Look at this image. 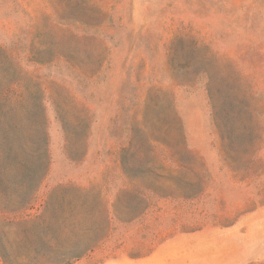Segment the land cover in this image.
Here are the masks:
<instances>
[{"label": "rangeland", "instance_id": "obj_1", "mask_svg": "<svg viewBox=\"0 0 264 264\" xmlns=\"http://www.w3.org/2000/svg\"><path fill=\"white\" fill-rule=\"evenodd\" d=\"M0 75V264H264V0H0Z\"/></svg>", "mask_w": 264, "mask_h": 264}, {"label": "trees", "instance_id": "obj_2", "mask_svg": "<svg viewBox=\"0 0 264 264\" xmlns=\"http://www.w3.org/2000/svg\"><path fill=\"white\" fill-rule=\"evenodd\" d=\"M2 75H0V82ZM8 94L3 87H0V153H22L24 146H21L23 136L20 127L24 119H20L16 114L12 117L8 115L5 107Z\"/></svg>", "mask_w": 264, "mask_h": 264}, {"label": "crops", "instance_id": "obj_3", "mask_svg": "<svg viewBox=\"0 0 264 264\" xmlns=\"http://www.w3.org/2000/svg\"><path fill=\"white\" fill-rule=\"evenodd\" d=\"M193 252L177 249L170 257L164 255H152L137 261L135 264H193ZM200 260V258H199ZM198 264H207L206 262L199 261Z\"/></svg>", "mask_w": 264, "mask_h": 264}]
</instances>
